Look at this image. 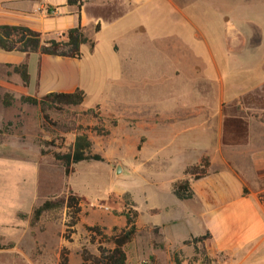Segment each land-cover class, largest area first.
<instances>
[{"label": "rangeland", "instance_id": "obj_1", "mask_svg": "<svg viewBox=\"0 0 264 264\" xmlns=\"http://www.w3.org/2000/svg\"><path fill=\"white\" fill-rule=\"evenodd\" d=\"M130 19L153 33L149 35L154 42L149 53L152 66L161 61L160 51L166 49L168 75L174 65L188 69L195 64L185 50L179 52L181 44L205 55V45L237 47L244 43L243 33L252 30L250 45L261 43L258 52L247 59L229 60L228 66L234 68L239 59L242 72L227 77L264 80V0H145ZM92 37L96 58L89 57L87 47L80 52L85 62L80 80L83 103L62 111L46 110L44 124L38 107L19 101L22 95L33 96V86L26 93V87L0 67V264H59L61 255L67 256L69 264H81L82 256L97 258L98 244L87 228L111 236L114 229L124 227L125 214L132 212L137 232L125 246V264H224V257L213 254L206 239L184 244L193 239L186 235L196 233L189 222L195 219L196 206L177 200L169 181L179 179L183 164L194 157L185 151V143L170 140L175 141L169 149L170 161L159 156L158 145L150 152L148 164L142 161L141 114L149 107L143 98L159 95L164 89L161 80H127L121 63L113 62L108 32ZM5 94L12 97L9 107L1 104ZM74 135H86L91 153L102 161L79 163L66 177L52 153L59 151L62 141L68 145ZM174 137L168 135V139ZM69 190L79 199L80 209L71 228L72 219L61 203ZM47 200L61 206L35 220V209ZM172 230L182 236L176 237Z\"/></svg>", "mask_w": 264, "mask_h": 264}, {"label": "crops", "instance_id": "obj_2", "mask_svg": "<svg viewBox=\"0 0 264 264\" xmlns=\"http://www.w3.org/2000/svg\"><path fill=\"white\" fill-rule=\"evenodd\" d=\"M144 1L80 0L77 7L69 6L67 0H0V26L24 27L39 33L43 40H57L76 26L91 41L92 36L108 32L109 51L113 62L121 63V74L133 82L161 80L164 88L154 98H143L149 105L141 114L144 165L152 159L150 152L157 145L159 156L172 160L169 149L175 141L170 140L176 138L194 157L183 164L182 176L175 181L184 177V166L196 164L202 157L209 159L205 177L188 179L192 196L186 201L196 206L195 219L189 222L196 233H189L187 238L206 236L211 252L224 257V264H264V80L227 77L232 72L240 76L241 69L239 59L234 68L228 66L229 60L252 57L261 43L250 45L251 30L246 35L242 32V45H205V55L181 44L179 52L185 50L195 64L188 69L174 65L168 75L166 49L160 51L161 61L152 66L149 53L154 42L149 35L153 33L146 25L137 26L130 19ZM260 32L262 36L261 29ZM199 36L196 34L197 39ZM94 44L92 52L87 44L80 47V52L87 47L89 57L95 59ZM81 58L82 54L80 59H70L0 50V67L20 81L12 69L25 64L29 75L26 93L32 85L33 96L42 97L80 89L85 64ZM173 85L178 87L171 92ZM169 134H174V139H168ZM157 154L154 152V157ZM175 181H169L170 191ZM172 233L182 236L180 231Z\"/></svg>", "mask_w": 264, "mask_h": 264}, {"label": "trees", "instance_id": "obj_3", "mask_svg": "<svg viewBox=\"0 0 264 264\" xmlns=\"http://www.w3.org/2000/svg\"><path fill=\"white\" fill-rule=\"evenodd\" d=\"M67 4L78 7L80 0H67ZM48 12L50 13V10ZM86 44L89 47V51L92 52L95 44L85 37L80 26L68 29L57 40H43L39 33L24 27L0 26V50L7 52L38 53L39 55L80 59V47ZM12 73L19 77L23 87H27L29 75L25 64L13 67ZM84 98L83 91L75 89L71 93L52 92L42 97L22 95L19 101L21 104L38 107L42 116V123L44 124L47 120V116L44 114L46 110L62 111L64 107H76L83 103ZM11 103L12 97L9 94H5L1 99L2 106L9 107ZM45 143L48 145L52 144V142ZM137 149H139V146ZM58 150L52 153V157L61 165L66 177L73 174L74 167L79 163L102 161L99 155L91 153V142L86 135H74L73 140L68 145H64L62 141ZM208 168L209 159L202 157L196 164L186 168L184 175L189 176L192 180H197L207 175ZM171 189L178 200H187L192 196L188 179L175 181L171 184ZM61 203L68 209L70 219H72L68 227L71 228L76 224L77 215L80 213L79 199L69 190ZM60 206V203H53L47 200L35 209L34 219L37 220L42 214ZM135 218V212H132L131 216L125 214L124 227L120 230L114 229V233L111 236L103 235L98 228H87L93 234V240L98 244V257L87 258V256H82L81 264H125V246L134 239L137 232L134 223ZM205 239L206 236H201L193 238L191 241H185L184 244L187 245L192 242L196 244ZM104 243L111 244L112 248H104ZM60 258L59 264H69L66 255H61ZM176 264H179V262L176 261Z\"/></svg>", "mask_w": 264, "mask_h": 264}, {"label": "water", "instance_id": "obj_4", "mask_svg": "<svg viewBox=\"0 0 264 264\" xmlns=\"http://www.w3.org/2000/svg\"><path fill=\"white\" fill-rule=\"evenodd\" d=\"M117 172H118V170H117Z\"/></svg>", "mask_w": 264, "mask_h": 264}, {"label": "built area", "instance_id": "obj_5", "mask_svg": "<svg viewBox=\"0 0 264 264\" xmlns=\"http://www.w3.org/2000/svg\"><path fill=\"white\" fill-rule=\"evenodd\" d=\"M52 13V12H51Z\"/></svg>", "mask_w": 264, "mask_h": 264}]
</instances>
